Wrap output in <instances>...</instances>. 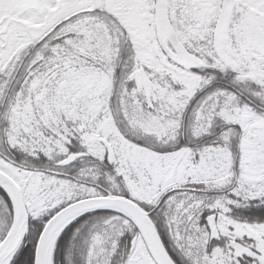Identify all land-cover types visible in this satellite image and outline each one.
Segmentation results:
<instances>
[{"label":"snow or ice","instance_id":"obj_1","mask_svg":"<svg viewBox=\"0 0 264 264\" xmlns=\"http://www.w3.org/2000/svg\"><path fill=\"white\" fill-rule=\"evenodd\" d=\"M0 264H264V0H0Z\"/></svg>","mask_w":264,"mask_h":264}]
</instances>
